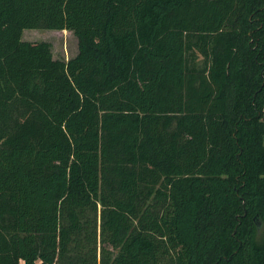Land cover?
I'll list each match as a JSON object with an SVG mask.
<instances>
[{"label": "trees", "instance_id": "16d2710c", "mask_svg": "<svg viewBox=\"0 0 264 264\" xmlns=\"http://www.w3.org/2000/svg\"><path fill=\"white\" fill-rule=\"evenodd\" d=\"M0 264H264V0H0Z\"/></svg>", "mask_w": 264, "mask_h": 264}, {"label": "rangeland", "instance_id": "374dc122", "mask_svg": "<svg viewBox=\"0 0 264 264\" xmlns=\"http://www.w3.org/2000/svg\"><path fill=\"white\" fill-rule=\"evenodd\" d=\"M23 41L31 43L48 42L52 45L55 59L68 61L78 54V40L74 33L55 30H25Z\"/></svg>", "mask_w": 264, "mask_h": 264}]
</instances>
